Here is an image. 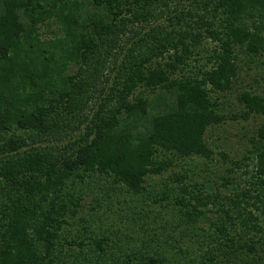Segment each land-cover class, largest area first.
<instances>
[{"label":"trees","instance_id":"obj_1","mask_svg":"<svg viewBox=\"0 0 264 264\" xmlns=\"http://www.w3.org/2000/svg\"><path fill=\"white\" fill-rule=\"evenodd\" d=\"M208 37L197 64L188 40ZM245 58L264 64V0H0V136L29 133L0 142V264H264V126L247 186L148 180L211 161L210 127L264 115L263 93L235 90Z\"/></svg>","mask_w":264,"mask_h":264},{"label":"rangeland","instance_id":"obj_2","mask_svg":"<svg viewBox=\"0 0 264 264\" xmlns=\"http://www.w3.org/2000/svg\"><path fill=\"white\" fill-rule=\"evenodd\" d=\"M161 1V0H158ZM161 4V3H160ZM152 9H156V13L160 14L158 6L156 8L154 7V3L152 6H150ZM128 18L132 17V14H127ZM180 19H182V14L180 16ZM160 21H157L155 17L150 16L149 20H142V25L145 26L147 29L149 26H156L158 25ZM161 22H164L161 20ZM160 22V23H161ZM141 22H138V24ZM168 22L165 21V24ZM187 23V22H186ZM162 24V23H161ZM147 31V30H146ZM156 34L158 36V39L164 41L166 37L164 34L160 33L159 29L156 31ZM148 40H150L152 37L150 34L145 35ZM188 41H191L193 44L191 45H197L196 48V56L197 64H201L202 62L206 63L207 57H210V55L213 53L214 48L217 47L218 42L211 40L210 37L208 38H202V41L200 42L201 45H198L196 42L194 43L193 39H189ZM126 42V41H125ZM150 42V41H149ZM151 43V42H150ZM130 45V44H128ZM128 51V49L125 50V52ZM105 54V53H104ZM102 56V55H101ZM100 56V57H101ZM260 60V59H259ZM250 63V60L248 58L244 59L243 68L241 69V77L239 81H236L237 88L235 90L243 89V88H251L253 90H256L258 92H261L264 94V64L262 65L260 62ZM98 64V63H97ZM97 64L92 63L91 65L95 67L94 74L91 73V77L93 76V82H96L97 85L100 84L102 81H100V78L96 74H103L101 73L102 70L100 68H97ZM208 65L210 66L211 63L208 62ZM91 67V66H90ZM97 71L99 73H97ZM109 75L108 83L104 81L105 84L101 85H111L114 80V74L115 72H112L111 67H106V70L104 74ZM120 79V77H119ZM95 88V85L94 87ZM112 87L111 89H113ZM144 92L142 94L146 95L148 92L144 91L142 89H139V92ZM80 92L75 93L71 97V104L81 105L80 101L82 100L79 98ZM89 93V92H87ZM85 96V95H84ZM230 100H232V104H230L229 110L230 112H239L242 107L236 104L234 95H231ZM261 126H264V115L263 114H253L249 118L244 119L242 117H238L237 119H227L226 122H224L221 126L215 127V128H209L207 132V140L211 144L212 149L216 152L214 157L211 161H207L205 158L199 157V156H192L189 158H186V160H180L178 158L174 159V166L169 168V171L164 173L163 177L160 175L153 174L149 177V182L153 184L151 190H154L155 188H159L160 182H163L164 179H171L172 181L175 178L174 171H183L186 169V171L196 180L202 182L205 179H211L213 181L218 182L219 184L221 182H234L239 183L241 186H247L249 181L252 179V174L257 169L256 163L257 159L254 155L250 154L248 150H251L253 148V137L259 130ZM27 137L29 136V133L26 131H22L19 129H11L9 131H6L5 133H2L0 136V142H4L5 139L9 137ZM61 144V143H60ZM40 145V143L35 144ZM220 151L223 153H226L227 156L220 155ZM238 163L234 164V163ZM240 166V167H239ZM224 181H223V179ZM186 181H190L189 178L186 179ZM229 186V185H228ZM91 199L89 195L86 196V200L83 201V206L80 210L79 215L90 217L91 212ZM259 217L261 220V225H264V212L259 211ZM74 232H77L79 230H83V223L82 221H74L73 226L71 227ZM224 242V241H223ZM211 243V241L209 242ZM225 249L227 247L223 246ZM244 250L243 252H245Z\"/></svg>","mask_w":264,"mask_h":264}]
</instances>
